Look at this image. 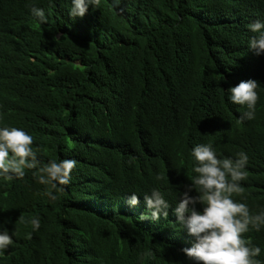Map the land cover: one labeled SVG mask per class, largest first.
Here are the masks:
<instances>
[{
	"label": "trees",
	"instance_id": "1",
	"mask_svg": "<svg viewBox=\"0 0 264 264\" xmlns=\"http://www.w3.org/2000/svg\"><path fill=\"white\" fill-rule=\"evenodd\" d=\"M71 7L0 0V128L31 135L40 161L22 179L0 176V231L13 240L0 264H195L174 209L197 175L196 145L246 153V197L234 199L264 212V55L248 46L264 0H101L82 18ZM247 79L260 85L253 120L228 91ZM63 159L77 165L53 202L36 175ZM153 189L170 205L156 221L144 201ZM243 238L264 264V226Z\"/></svg>",
	"mask_w": 264,
	"mask_h": 264
},
{
	"label": "clouds",
	"instance_id": "2",
	"mask_svg": "<svg viewBox=\"0 0 264 264\" xmlns=\"http://www.w3.org/2000/svg\"><path fill=\"white\" fill-rule=\"evenodd\" d=\"M120 0H114L119 3ZM101 0H72L70 16L82 18L88 11L89 5L99 7ZM30 11L40 23H47L43 9L30 6ZM253 35L249 40V48L257 56L264 55V22L255 21L248 25ZM259 82L255 79L240 81L235 87H230V100L233 104L246 107L242 118L253 120L256 117V105L259 100ZM33 137L24 130L16 127L0 128V176L7 180L22 179L25 169H36L40 164L37 152L33 150ZM195 160L193 171L197 174L192 183L186 187L177 203L174 214L178 222L187 229L195 243L190 248L182 249L183 253L195 264H261L254 259L259 256L261 249L252 245L251 240L243 238L249 228L257 232L264 226V212L253 215L245 203L237 202L234 196L246 197L245 189L241 185L247 180L246 165L248 156L243 151L237 153V159L218 158L212 144H198L191 152ZM75 159L51 160L39 167L36 179L39 184L50 186L46 192L49 199L55 202L72 180L75 170ZM35 175V174H34ZM156 179L163 180L158 175ZM195 190L197 195L190 196ZM147 209L153 221L161 216L167 217L169 203L161 191L153 189L150 195L144 196ZM130 206L139 203L133 193L128 198ZM202 205L198 211L196 205ZM145 219L147 217H144ZM33 230L40 228L39 218L31 221ZM31 239V233L27 234ZM13 243L8 232L0 231V254H3Z\"/></svg>",
	"mask_w": 264,
	"mask_h": 264
}]
</instances>
